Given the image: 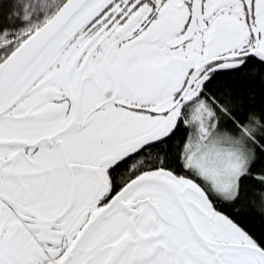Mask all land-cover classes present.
<instances>
[{
	"label": "snow or ice",
	"instance_id": "6c2138e0",
	"mask_svg": "<svg viewBox=\"0 0 264 264\" xmlns=\"http://www.w3.org/2000/svg\"><path fill=\"white\" fill-rule=\"evenodd\" d=\"M261 165L264 0H0V264H264Z\"/></svg>",
	"mask_w": 264,
	"mask_h": 264
},
{
	"label": "trees",
	"instance_id": "16d2710c",
	"mask_svg": "<svg viewBox=\"0 0 264 264\" xmlns=\"http://www.w3.org/2000/svg\"><path fill=\"white\" fill-rule=\"evenodd\" d=\"M221 86H230L233 89L237 90H253V95L259 97L260 89L258 82L253 84L250 83L245 77H221L216 81L214 88ZM181 138L177 137V139L173 142L172 145L168 146L170 151L175 154L181 145ZM260 167H264L261 165ZM246 189L249 193V198L254 199V195H259L261 193V187L258 183L253 180H249L246 183ZM227 211V210H226ZM243 225L251 232H253L256 236L261 237L264 236V218L260 216L256 217H247L242 221Z\"/></svg>",
	"mask_w": 264,
	"mask_h": 264
}]
</instances>
